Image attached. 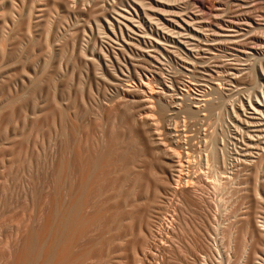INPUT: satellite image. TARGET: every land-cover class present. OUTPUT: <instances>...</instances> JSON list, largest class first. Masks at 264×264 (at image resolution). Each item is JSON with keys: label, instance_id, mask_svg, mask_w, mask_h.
<instances>
[{"label": "rangeland", "instance_id": "rangeland-1", "mask_svg": "<svg viewBox=\"0 0 264 264\" xmlns=\"http://www.w3.org/2000/svg\"><path fill=\"white\" fill-rule=\"evenodd\" d=\"M184 1L177 0L174 11L180 14L185 12L186 16L199 13L193 0ZM218 1L215 0V4L214 0L212 1L215 8L211 4L209 7L214 9L208 7L212 11L208 10L207 16L215 12H226L225 14L235 16L232 24L207 20L200 29L196 25L198 22L192 24L189 22V27L182 24L181 28L175 27L171 28L172 30L168 27L170 31L167 30L169 31L167 33L165 29L164 33L170 35L161 36V31L159 36L150 32V22L146 24L145 21L140 20L139 24H134L137 27L140 25V29L139 27L137 29L142 33L130 34V37L124 36L125 40L119 35L110 38L103 34L97 36V28L100 25H97L95 20L82 16L77 19L73 16L63 19L52 11L51 1H47L44 15L36 20L35 25L32 24L31 32H26L24 29L27 22L24 20L25 12H23L20 22L17 23L16 33L8 35V38L5 37L8 39L6 41L4 37H0V45H4V49H0V259L3 258L0 264H19L29 247H31L29 250L38 249L37 256L43 255L42 258L39 255L34 264H39L40 260V264L43 260L46 262L49 260L48 263L53 264V261L57 260L62 249L61 243L65 241L67 234L65 231H57L54 226H49L51 222L57 224L60 221L62 211L68 205L62 193L59 168L67 156L74 166L76 141L81 133L90 136V142L84 153L87 157H99L100 170L96 179L99 192L92 199L93 207L92 209L83 207L80 214L90 215L95 208L101 211L99 223L85 231L83 237L79 239L81 242L78 240L71 246L72 250L69 249L71 252L67 253L66 261L88 250L80 264H264V156H262L264 155L262 151L264 150V0H244L245 2L222 0V3L221 0ZM244 5L250 8L245 6L246 8L243 9ZM217 7L222 11H215L218 10ZM101 13L104 11L98 13L100 17H102ZM248 14L250 18L252 17L250 20H247ZM98 21H100L98 24L104 27L103 20L99 18ZM156 21H154L155 25L152 23L154 30L160 28L162 23L158 20L156 24ZM1 24L0 21V26ZM73 25L74 27L77 25V29L93 28L95 34L92 36L87 31V35L76 40L74 36L65 33L68 28H74ZM143 27L145 29H141ZM192 29L198 30L197 34H194ZM215 31L222 35H217ZM176 32L180 34L177 33L175 36ZM212 33H215V36ZM143 34H146V37ZM114 41L118 42V45ZM129 41L134 43L135 49ZM126 42L130 44L127 45ZM215 43L219 45H214ZM151 44L153 47L150 46ZM113 45L115 48L122 46L123 49L118 52ZM235 48L249 54L245 56ZM191 50L194 53H191ZM175 53L177 57L174 56ZM195 53H199V57L203 59V61L195 60L198 62L199 71L203 65L210 69L219 65L222 68H218L217 72L221 73L217 74L221 76L230 73L239 75V71L241 75L249 69L248 71L251 72L247 75L255 76L256 80L253 78L255 82L252 85L246 83L236 86L219 83L215 86L196 87L197 90L190 88L192 91L181 85H170L169 80L175 74L185 79V74L181 72L183 64L179 58L184 59L186 56L187 59H194ZM209 53L218 57L211 58L212 55ZM150 54L153 57H150ZM229 54H236V58ZM89 57L92 59L90 60ZM215 87H219L216 88L217 95L214 92ZM186 94L188 98L180 100L183 98L182 95ZM207 96L215 98L214 101L217 102L206 107V114L188 112L191 109L190 105L195 106L197 102L203 104L202 101L209 98ZM180 105L182 106L178 107ZM145 106L147 108L143 109ZM252 107L257 109V112ZM133 117L149 119L150 121H147L154 124L152 126L150 123V127H154L151 133L155 134V131L157 134H151L149 137L150 132L147 131L150 128L145 129V133L143 127L133 128ZM147 121L144 122L148 125ZM155 124H157L156 128L159 126V130L155 128ZM156 130L162 133L159 135ZM177 134L178 136L175 137ZM158 136L162 137L160 139L162 141ZM151 137H156L155 140L163 142V145L167 143L166 146L155 143V140L151 141ZM175 145L181 146L178 147L179 150ZM191 146L196 149L193 150ZM172 147H175L176 151ZM151 148L154 152L157 151L159 159ZM170 150L175 151L177 155L174 156L175 152L171 153ZM172 154L175 163L177 158L181 159L178 160L183 164V167L181 164L182 168L179 167L180 172L176 167L169 165L172 164V159L167 158ZM162 161L168 162V165L164 164L166 168L163 167ZM153 170H157L155 174ZM170 171L173 174L178 172L176 176L179 175V178L168 180L172 174ZM156 176L161 178H155ZM73 178L72 175V180ZM176 178L177 183H175ZM164 179L168 181L164 182ZM168 183L171 185L168 186ZM72 184L75 185L74 180ZM171 186L178 187L177 190L181 187L180 192L175 190V195L170 190ZM115 197L118 199L117 203L113 201ZM117 206L120 214L116 220H113ZM159 213L163 214L160 223L164 222L159 232H155L157 237L153 235L154 238H151L138 231L139 223L145 224L148 221L150 223V220L153 221V217ZM247 223L252 226V231L246 234L250 236L245 237L247 246L242 251L237 247L236 240ZM42 228L47 229L45 239L39 238ZM250 241L252 244H249ZM42 246H46V250ZM254 251L258 253L255 254L256 256L253 255ZM114 257H121L122 261L117 260V262Z\"/></svg>", "mask_w": 264, "mask_h": 264}, {"label": "bare ground", "instance_id": "bare-ground-1", "mask_svg": "<svg viewBox=\"0 0 264 264\" xmlns=\"http://www.w3.org/2000/svg\"><path fill=\"white\" fill-rule=\"evenodd\" d=\"M47 1H51V9H52V11L54 12V13H58V15H60L61 16V18H69V17H71V16H73V17H75L76 19L78 18V17H80V16H82V17H88V18H92L93 20H95L96 22H97V25H100L99 27L96 25V27H98L97 28V36L99 35L100 36V34H103V35H107V36H109V38H110V36H112V37H115V36H120L121 37V39L122 38H124V36H128V37H130V34H132V35H137L136 33L138 32V34L140 33H142V32H140V30H138L137 28L140 26V25H138V27L134 24V23H138V21L139 22H146V24H147V22L149 23H151L150 24V32L152 33V35L153 34H159V36H160V34H161V31H162V35L161 36H163V34H166V33H164V30L166 29V31L165 32H167V30H169V29H171V28H177V27H182L181 26V24L182 25H184V26H186V27H189L190 25H189V22H191L190 24H192V22H195V23H197L198 22V24H196L197 25V27L198 28H200V29H202L201 27L203 26V24L205 25V23H207V20H211V21H215V22H226V23H230V24H232L233 22V20L232 19H234L235 20V16L233 17V16H231V15H229V13H227V14H225L226 12H224V13H213V14H209V16H207V12H209L210 10H209V8H215V6L212 4L213 2V0L211 1V0H205V1H201V0H193V3H195L196 5H197V7H198V9H199V13L198 14H194V15H192V16H189V14L186 16V15H184V14H186L185 12H182V14H180L179 12H176V11H174V7L175 6H177V5H175L177 2V0H88V1H86V2H82L81 0L79 1V0H0V21H1V26H0V37H4V39H5V37H7L8 35H10V34H15L16 33V30H17V23L18 22H20V20H21V17H22V15H23V12H25L24 13V17H25V21L27 22L25 25H24V29H25V31L26 32H31V26H32V24L33 25H35L36 23V20L39 18V17H41V16H43L44 15V12H45V3L47 2ZM185 1H187L188 2V0H185ZM184 1V2H185ZM190 1V0H189ZM216 1H218V0H216ZM236 1H241V0H236ZM242 1H244V0H242ZM241 1V2H242ZM247 1V0H246ZM192 2V1H191ZM191 2H190V4H191ZM219 2V1H218ZM228 2H229V0H228ZM245 2V1H244ZM252 2V1H251ZM254 2V1H253ZM28 3V4H27ZM174 3V4H173ZM221 3H222V0H221ZM220 3V4H221ZM237 3V2H236ZM248 3H249V1H248ZM257 3V2H256ZM211 4H212V6L213 7H209V6H211ZM214 4H215V0H214ZM230 4V3H229ZM240 4V3H239ZM235 5V4H234ZM250 5V4H249ZM252 5V4H251ZM250 5V6H251ZM187 6V5H186ZM192 6H195V5H192ZM222 6V5H221ZM246 5H244V8L243 9H245L246 7H248V8H250L249 6H246ZM120 7H122V9L120 8ZM197 7H193V8H197ZM209 7V8H208ZM234 7V6H233ZM235 7H237V5H235ZM241 7H242V5H241ZM120 8V9H119ZM180 8V7H179ZM190 8V7H189ZM213 8V9H214ZM177 9V8H176ZM175 9V10H176ZM217 9L218 10H215V11H222V9L221 10H219V8L217 7ZM238 9H239V7H238ZM50 10V9H49ZM180 10H181V8H180ZM209 10V11H208ZM229 10V9H228ZM234 10V9H233ZM52 11H50V13L52 12ZM104 11V13H101L102 14V17H100V15H98V13H100V12H103ZM121 11V12H120ZM196 11H197V9H196ZM196 11H194V12H196ZM201 11V12H200ZM212 11V10H211ZM188 12V11H187ZM193 12V11H192ZM193 12V13H194ZM228 12H230V11H228ZM233 12V11H232ZM54 13H53V15H54ZM246 13H249V12H247L246 11ZM245 13V14H246ZM244 14V15H245ZM250 14V13H249ZM246 15V17H248V19L247 20H250L251 18L249 17L250 15ZM238 15H240V14H238ZM252 16V15H251ZM49 17V16H48ZM155 17H157V18H155ZM236 17H238L237 15H236ZM240 17V16H239ZM99 18H100V20L102 19L103 20V22H104V27H103V25H101V24H98V22L100 23V21H98L99 20ZM264 18V17H263ZM72 19V18H71ZM92 19H91V21H92ZM241 19V18H240ZM245 19V18H244ZM135 20H137V21H135ZM141 20V21H140ZM152 20H159V23H160V21L163 23H160L161 24V27H160V25H159V27L160 28H155V30L153 29L154 27L152 26V23L154 24V21H152ZM237 20H239L238 18H237ZM262 20V19H261ZM42 21V20H41ZM64 21V20H63ZM77 21V20H76ZM80 21V20H79ZM152 21V22H151ZM157 21H156V24H157ZM7 22V23H6ZM22 22V21H21ZM71 22H73L72 20H71ZM50 23V22H49ZM89 23V22H88ZM219 23L217 24V25H219ZM236 23V22H235ZM139 24V23H138ZM141 24V23H140ZM210 24V23H209ZM239 24V23H238ZM241 24V23H240ZM247 24V23H246ZM88 25V24H87ZM144 25V24H143ZM142 25V26H143ZM155 25V24H154ZM195 25V24H194ZM195 25V26H196ZM248 25V24H247ZM247 25H246V27H247ZM77 26V25H76ZM76 26L74 27V25H73V27L74 28H68L69 30H67V31H65V33H67L68 35H71V36H74L75 38H76V40H77V38H80V37H82V36H85V35H87L86 33H87V31L93 36L95 33H94V29L92 28H90V27H88V30L87 29H84V28H82V29H77L76 28ZM90 26V25H89ZM102 26V27H101ZM149 26V25H148ZM208 26V25H207ZM34 27V26H33ZM156 27H158V25L156 26ZM168 27H169V29H168ZM192 27H193V25H192ZM196 27V28H197ZM211 27V26H210ZM215 27V26H214ZM223 26H221V28H222ZM99 28H101V29H99ZM179 28V29H180ZM218 28H220V27H218ZM240 28V27H239ZM60 29V28H59ZM139 29H140V27H139ZM141 29H145L144 27L143 28H141ZM208 29H210L209 27H208ZM213 29V28H212ZM20 30V29H19ZM172 30V29H171ZM174 30V29H173ZM222 30V29H221ZM257 30V29H256ZM259 30V29H258ZM60 31V30H59ZM159 31H160V33H159ZM170 31V30H169ZM168 31V32H169ZM198 30H195V29H192V32L194 33V34H197L196 32H197ZM210 31V30H209ZM219 31V30H218ZM227 31V30H226ZM50 32V31H49ZM61 33H62V31H60ZM167 32V33H168ZM171 32H174V31H171ZM187 32V31H186ZM199 32H201V31H199ZM198 32V33H199ZM257 32V31H256ZM260 32V31H259ZM263 32V31H262ZM147 33V32H146ZM178 33V34H177ZM211 33V32H210ZM215 33H217L216 31H215ZM215 33H212V34H214V36H215ZM241 33V32H240ZM243 33V32H242ZM176 34L177 35H179L180 34V32H176L175 33V36H176ZM184 34V33H183ZM182 34V35H183ZM192 34V33H191ZM207 34H208V32H207ZM235 34V33H234ZM252 34V33H251ZM254 34V33H253ZM260 34V33H259ZM56 35V34H55ZM168 34H166V36H167ZM170 35V34H169ZM168 35V36H169ZM173 35V34H172ZM217 35H219V33H217ZM216 35V37H218ZM222 34H220L219 36H221ZM257 35V34H256ZM59 36V35H58ZM139 36V35H138ZM143 36H145L146 37V34H143ZM142 36V37H143ZM148 36L149 37H151V35H149L148 34ZM147 36V38L149 39V37ZM158 36V37H159ZM204 36V35H203ZM213 36V35H212ZM223 36L225 37V35L223 34ZM229 36H230V34H229ZM228 36V37H229ZM234 36V35H233ZM247 36V35H246ZM111 37V38H112ZM140 37H141V35H140ZM144 37V38H145ZM171 37H173V36H171ZM253 37V36H252ZM8 38V37H7ZM126 38V37H125ZM125 38H124V40H125ZM147 38H145V39H147ZM152 38H153V36H152ZM166 38H168V37H166ZM175 38H177V37H175ZM194 38V37H193ZM197 38V37H196ZM236 38V37H235ZM238 38V37H237ZM260 38V37H259ZM73 39V38H72ZM116 39H117V37H116ZM147 39V40H148ZM154 39V41L155 42H157L156 40H155V37L153 38ZM152 39V40H153ZM180 39V38H179ZM201 39V38H200ZM218 39V38H217ZM242 39V38H241ZM264 39V38H263ZM6 40H8V39H5V41ZM82 40H83V38H82ZM115 40V39H114ZM123 40V42L125 43V41ZM128 40H129V38H128ZM139 40V39H138ZM138 40H136V41H138ZM177 40H178V38H177ZM191 40H193V39H191ZM234 40V39H233ZM240 40V39H239ZM243 41H244V39H242ZM118 41V40H117ZM146 41V40H145ZM145 41H143L144 43H145ZM149 41V40H148ZM150 41H151V38H150ZM159 41V40H158ZM189 41V40H188ZM216 41V40H215ZM235 41V40H234ZM237 41V40H236ZM246 41V40H245ZM8 42V41H7ZM6 42V43H7ZM25 42V41H24ZM105 42V41H104ZM119 42V41H118ZM117 42V43H118ZM130 42V41H129ZM132 42H133V40H132ZM132 42H130V43H132ZM140 42V41H139ZM197 42H198V40H197ZM200 42V41H199ZM220 42V41H219ZM230 42V41H229ZM238 42V41H237ZM240 42V41H239ZM242 42V41H241ZM5 43V44H6ZM114 43H115V41H114ZM117 43H115L116 45H118ZM120 43V42H119ZM129 43V44H130ZM166 43H167V41H166ZM180 43H183V42H180ZM184 43H186V42H184ZM233 43H236V42H233ZM243 43V42H242ZM242 43H239L240 45H242ZM126 44L127 45H129L127 42H126ZM140 44V43H139ZM150 44V43H149ZM179 44V43H178ZM193 44V43H192ZM218 44V43H217ZM216 43L214 44V45H217ZM221 44V43H220ZM224 44H226V43H224ZM245 44V43H244ZM249 44V43H248ZM75 45V44H74ZM130 45H133L134 46V49H135V45H134V43H132V44H130ZM137 45V44H136ZM160 45V44H159ZM169 45V44H168ZM186 45V44H185ZM184 45V46H185ZM210 45V44H209ZM219 45V44H218ZM247 45V44H246ZM121 46V45H120ZM140 46V49H141V45H139ZM151 47H153V45L151 44L150 45ZM162 46V45H161ZM235 46V45H234ZM250 46V45H249ZM260 46V45H259ZM117 47V46H116ZM129 47V46H128ZM149 47V46H148ZM189 47V46H188ZM239 47V46H238ZM247 47V46H246ZM255 47V46H254ZM258 47V46H257ZM113 48H115V46L113 45ZM112 48V49H113ZM122 48V46L119 48V46H118V48H115V49H118V52H120V50H122L121 49ZM150 48V47H149ZM192 48V47H191ZM193 48H195V47H193ZM200 48V47H199ZM212 48V47H211ZM215 48V47H214ZM0 49H4V45H0ZM131 49V48H130ZM136 49H138V50H140L139 48H136ZM155 49V48H154ZM167 49V48H166ZM196 49V48H195ZM237 48H235V50H236ZM244 49V48H243ZM242 49V50H243ZM126 50V49H125ZM124 50V51H125ZM147 50V49H146ZM157 50V49H156ZM164 50H165V48H164ZM171 50V49H170ZM189 50H190V48H189ZM204 50V49H203ZM208 51H209V49H207ZM234 50V49H233ZM240 50V49H239ZM246 50V49H245ZM21 51V50H20ZM82 51V50H81ZM115 51V50H114ZM131 51H133V50H131ZM130 51V52H131ZM150 51H152L151 49H150ZM150 51H147V52H150ZM155 51V50H154ZM167 51V50H166ZM196 51V50H195ZM236 51H238V50H236ZM136 52V54H138V52L137 51H135ZM142 52V51H141ZM143 52H145L144 50H143ZM155 52H158V51H155ZM171 52V51H170ZM189 52V51H188ZM191 53H194V51H190ZM204 52H206V51H204ZM238 52H241V54H243V55H247V54H249V53H247V52H245V51H238ZM83 53V52H82ZM117 53V52H116ZM133 53V52H132ZM131 53V54H132ZM159 53V52H158ZM261 53V52H260ZM91 54H92V52H91ZM114 54V56H115V53H113ZM122 54V53H121ZM128 54L129 53H127V56H128ZM142 54V53H141ZM170 54V53H169ZM172 54H173V52H172ZM199 53H195L194 54V59L192 60L191 58H186V56H185V58L184 59H182V58H179L180 60H181V62H182V66H181V72L182 73H184L185 74V79L187 78V80H185V79H182V78H180V77H178V76H176V74H175V76H173V77H171V79L169 80V83H170V85H173V84H177V86L178 85H181L182 87H186L187 88V90H191L192 88H195L196 89V87H203V86H215V85H218L219 83H223V84H226V85H236V86H239V85H245L246 83H247V85H249L250 83H251V85L255 82V76H253V77H251V75L249 76V75H247L248 73H250L248 70H247V72H245V73H243V74H241L240 75V72L241 71H239V75H236L235 73H230V74H228V75H224V74H222V75H224V76H220V75H218L217 73L219 72H217V70H218V68H222V67H220L219 65V67L218 66H216V65H214V66H216L214 69H210V68H208L207 66H205V65H203L202 67H200V70L201 71H199V70H197V63L198 62H196L195 60H198V59H202L201 57H199V55H198ZM203 54H208V53H203ZM251 54V53H250ZM83 55H85V54H83ZM157 55V54H156ZM189 55V54H188ZM193 54H191V56H192ZM209 55H212V57L211 58H216V57H218V55H215V54H210L209 53ZM226 55V54H225ZM5 56V55H4ZM86 57H88L87 55H85ZM122 56H124V53H123V55ZM148 56H149V54H148ZM153 57V55H151L150 54V57ZM159 56H161V55H159ZM174 56H176V53L174 54ZM182 56V55H181ZM229 56H236V54H229ZM6 57V56H5ZM92 57H93V54H92ZM143 57V56H142ZM155 57V56H154ZM169 57V56H168ZM177 57V56H176ZM91 57H89V59H90ZM115 58H117V56H115ZM236 58V57H235ZM85 59H88V58H85ZM92 59V58H91ZM90 59V60H91ZM120 59V58H119ZM134 59V58H133ZM136 59V58H135ZM145 59V58H144ZM187 59V60H186ZM218 59V58H217ZM233 59V58H232ZM137 60H139V59H137ZM136 60V61H137ZM157 60V59H156ZM252 60V59H251ZM262 60V59H261ZM89 61V60H88ZM116 61V60H115ZM177 61V60H176ZM201 61H203V59L201 60ZM216 61V60H215ZM119 62V61H118ZM126 62V61H125ZM131 62V61H130ZM133 62H134V60H133ZM138 62V61H137ZM209 62V61H208ZM252 62V61H251ZM257 62H259V61H257ZM260 62H263V61H260ZM90 63H92V62H90ZM158 63H160L159 61H158ZM202 63H205V62H202ZM237 63V62H236ZM264 63V62H263ZM130 64H134V63H130ZM149 64V63H148ZM219 64V63H218ZM223 64V63H222ZM135 65H137V63H135ZM139 65V64H138ZM155 65V64H154ZM237 65V64H236ZM244 65V64H243ZM141 67H142V65H141ZM260 68H261V66H259ZM224 68V67H223ZM251 68V67H250ZM165 70V69H164ZM245 70V69H244ZM174 71V70H173ZM175 72V71H174ZM174 72H173V74H174ZM178 72H180L179 70H178ZM180 72V73H181ZM197 73H199V74H202V75H198ZM206 73V74H205ZM219 73H221V72H219ZM179 74V73H178ZM183 74V75H184ZM14 75V74H13ZM138 75V74H137ZM136 75V76H137ZM145 75V74H144ZM159 75V74H158ZM186 75H187V77H186ZM171 76V75H170ZM139 77V76H138ZM160 77V76H159ZM163 78V77H162ZM255 80H254V79ZM264 78V77H263ZM140 79V78H139ZM150 79V78H149ZM152 79V78H151ZM163 80V79H162ZM166 80H168V79H166ZM3 81V80H2ZM149 81V80H148ZM147 81V82H148ZM165 81V80H164ZM131 82V81H130ZM142 82L143 81H141V84H142ZM146 82V81H145ZM168 82V81H167ZM144 83V82H143ZM259 83V82H258ZM134 84V83H133ZM147 84V83H146ZM222 84V85H223ZM256 84V83H255ZM132 85V84H131ZM136 85V84H135ZM221 85V84H220ZM144 86H145V83H144ZM147 86H148V84H147ZM51 87V86H50ZM220 87V86H219ZM219 87H215V89H214V92H215V94H216V91H218V90H216V88H219ZM234 87V86H233ZM191 88V89H190ZM239 88V87H238ZM205 89V88H204ZM183 90H185V89H183ZM197 90V89H196ZM147 91H148V89H147ZM192 91V90H191ZM250 91V90H249ZM198 92H200V91H198ZM219 92H220V90H219ZM253 92H254V90H253ZM259 92V91H258ZM146 93V92H145ZM251 93V92H250ZM259 93H261V92H259ZM132 94H134V93H132ZM140 94V93H139ZM150 94V93H149ZM188 94V93H187ZM182 95V97L183 98H180V100H184L185 98H188L187 96L189 95ZM214 94V95H215ZM220 94H221V92H220ZM219 94V95H220ZM264 94V93H263ZM128 95V94H127ZM135 95V94H134ZM138 95V93H136V95L135 96H137ZM211 95V94H210ZM217 95V94H216ZM251 95V94H250ZM255 95V94H254ZM132 96V95H131ZM191 96V95H190ZM189 96V97H190ZM203 96V95H202ZM144 97V96H143ZM153 97V96H152ZM204 97V96H203ZM206 97V96H205ZM207 97H209V96H207ZM211 97V96H210ZM205 98L202 102H203V104L201 103V104H199L200 102H197L196 103V105L194 106H191L190 105V110L188 111V109H187V111L188 112H190V113H192V114H195V113H200V112H204L205 113V110L207 109L206 107H210V106H212V105H214L217 101L215 100L214 101V99H213V97L212 98ZM138 98V97H137ZM147 98V97H146ZM145 98V99H146ZM151 99V98H150ZM126 100V99H125ZM186 100H188V99H186ZM128 101V100H127ZM141 101H145L144 99L142 100L141 99ZM140 101V102H141ZM147 102H149L148 100H146ZM151 101V100H150ZM191 101V100H190ZM195 101V100H194ZM198 101V100H197ZM137 102V101H136ZM139 102V101H138ZM181 102H183V101H181ZM192 102V101H191ZM196 102V101H195ZM194 102V103H195ZM258 102V101H257ZM143 103V102H142ZM152 103V102H151ZM184 103V102H183ZM262 103V102H261ZM260 103V104H261ZM149 104V103H148ZM180 104V103H179ZM146 105V104H145ZM152 105V104H151ZM186 105L188 106V104L186 103ZM149 106V105H148ZM182 105H180V106H178V107H181ZM259 106V105H258ZM263 106V105H262ZM262 106H260V107H262ZM177 107V108H178ZM256 107H257V105H256ZM145 108H147L146 106L143 108V109H145ZM150 108V107H149ZM184 108V107H183ZM187 108V107H186ZM253 109H254V107H252ZM178 110H180V109H178ZM241 110V109H240ZM254 110H256L255 112H257V109H254ZM261 110V109H260ZM141 111V110H140ZM181 111V110H180ZM184 111H185V109H184ZM241 111H243V110H241ZM138 113H139V110L137 111ZM136 112V113H137ZM207 112V111H206ZM135 113V114H136ZM137 113V114H138ZM189 113V114H190ZM134 114V113H133ZM134 114V115H135ZM201 114V113H200ZM206 114V113H205ZM204 114V115H205ZM245 114V113H244ZM252 114V113H251ZM259 114V113H258ZM262 114V113H261ZM143 115V114H142ZM138 116H140V113H139V115ZM144 116V115H143ZM190 116H191V114H190ZM202 116H203V114H202ZM261 116V115H260ZM136 117V116H135ZM134 118V117H133ZM132 118V119H133ZM142 118H144V117H142ZM148 118V117H147ZM146 117H145V119H147ZM199 118H200V116H199ZM204 119H205V116L203 117ZM202 118V119H203ZM207 118V117H206ZM249 118V117H248ZM150 119H153V118H150ZM203 119V120H204ZM141 120H143V119H140V117L139 118H134L133 119V121H134V123H133V128H137V126L138 127H143L144 128V130L146 129L147 130V128H150L148 131H147V133L148 132H150L149 133V137H150V135L151 134H153V133H151V129H152V131H153V129H154V127L153 128H151L150 126H151V124L150 123H152V122H150L149 123V119H147V120H149V121H147V120H143V121H141ZM207 120V119H206ZM64 121V120H63ZM144 121H147L149 124L147 125V123L146 122H144ZM83 122V121H82ZM87 124V123H86ZM248 124V123H247ZM255 124V123H254ZM81 125V124H80ZM169 125V124H168ZM152 126H154V124L152 123ZM156 126H157V124H155V128H156ZM177 125H175V127H176ZM79 127V126H78ZM175 127H173V128H175ZM74 128V127H73ZM77 128V127H76ZM130 128V127H129ZM159 128V126L156 128V129H158ZM172 128V129H173ZM165 129V128H164ZM169 129V128H168ZM171 129V128H170ZM175 129H177V128H175ZM75 130V129H74ZM83 130V129H82ZM85 130V129H84ZM146 130L145 131H143L144 133L146 132ZM159 130V129H158ZM158 130H156V131H158ZM165 131H166V129H165ZM164 131V133H167V132H165ZM171 131V130H170ZM103 132V131H102ZM159 133V135L162 133L161 131H158ZM176 132V131H175ZM75 133H77L76 132V130H75ZM81 133V132H80ZM132 133V132H131ZM154 133L155 134H157L155 131H154ZM171 133V132H170ZM69 134V133H68ZM67 134V135H68ZM105 134V133H104ZM155 134H153V135H155ZM175 134V133H174ZM182 134V133H181ZM148 135V134H147ZM164 135H166V134H164ZM170 135H172V134H170ZM180 135V134H179ZM70 136V135H69ZM77 136V135H76ZM98 136V135H97ZM129 136H130V134H129ZM167 136V135H166ZM178 136V134L177 135H175V137H177ZM193 136V135H192ZM256 136V135H255ZM260 136V135H259ZM134 137H136V136H134ZM149 137L147 136V139L149 140ZM181 137H183V136H181ZM191 137V136H190ZM66 138V137H65ZM68 138V137H67ZM78 139H77V141H76V143H77V147H76V151H75V163H74V166H72L71 165V163H70V160H69V158H68V156H67V154H66V159L64 158V161L60 164V168H59V171H60V173H61V177H62V193H63V197H64V200L66 201H68V205L63 209V211H62V214H61V219H60V221L56 224H54V223H50V226L49 227H51V226H54V229H56L57 231H65L66 233L65 234H67V237H66V239H65V241L63 242V243H61L62 244V249H61V251L59 252V254H58V258H57V260L54 262L53 261V264H80V261H81V259L83 260L84 259V256L86 255V253H87V251L88 250H84L83 252H81L79 255H77V256H74L71 260H69V261H66V256H67V253L69 252H71L70 250H72V249H70L71 248V246L73 245V244H75L79 239H81L82 237H83V235H84V233H85V231L87 230V229H89L90 227H92V226H95V225H97L98 223H99V219H100V211L98 210V209H93V211H92V213L90 214V215H85V216H82L81 214H80V212H81V209L84 207V208H88V209H92V207H93V202H92V199L94 198V197H96L97 195H98V192H99V190H98V186H97V177H98V171L100 170V164H99V157H97V156H89V157H87L86 156V153H84V149L86 148V146L89 144V142H90V136L88 135V134H84V133H81V135L79 134V136L77 137ZM92 138V137H91ZM155 138L156 137H151L150 138V140L151 141H154L155 140ZM158 138H159V136H158ZM162 137H160L159 138V140L161 139ZM194 138V137H193ZM259 138V137H258ZM69 139V138H68ZM67 139V140H68ZM102 139V138H101ZM132 139V138H131ZM157 139V138H156ZM192 139V138H191ZM178 140V139H177ZM176 140V141H177ZM190 140V139H189ZM69 141H70V139H69ZM115 141V140H114ZM137 141V140H136ZM156 141V140H155ZM160 141H162V140H160ZM175 141V142H176ZM179 141V140H178ZM177 141V142H178ZM181 141V140H180ZM183 141V140H182ZM181 141V142H182ZM256 141V140H255ZM254 141V142H255ZM159 141L157 140L155 143H157V144H162L163 142H159ZM191 142V141H190ZM263 142V141H262ZM70 143V142H69ZM108 143V142H107ZM137 143V142H136ZM154 143V142H153ZM189 143V142H188ZM192 143V142H191ZM264 143V142H263ZM93 144V143H92ZM134 144V143H133ZM167 144V143H166ZM166 144L165 145H163L162 144V146H166ZM172 144H173V142H172ZM175 144V143H174ZM179 144V143H178ZM183 144V143H182ZM181 144V145H182ZM190 144V143H189ZM61 145H63V144H61ZM76 145V144H75ZM115 145V144H114ZM132 145V144H131ZM135 145V144H134ZM142 145V144H141ZM158 145V146H159ZM190 145H193V144H190ZM66 146V145H65ZM93 146H94V144H93ZM98 146V145H97ZM155 146H157L156 144H155ZM154 146V147H155ZM175 146H177V145H175ZM180 145H178L177 146V148L179 147ZM102 147H104V145H102ZM142 147V146H141ZM144 147V146H143ZM152 147V146H151ZM160 147V146H159ZM168 147V146H167ZM167 147H165L166 149H167V151H168V148ZM181 147V146H180ZM179 147V148H180ZM182 147H184L183 145H182ZM192 147V146H191ZM190 147V148H191ZM195 147H197V146H195ZM251 147V146H250ZM62 148V147H61ZM68 148H69V146H68ZM73 148H74V146H73ZM162 148V147H161ZM160 148V149H161ZM173 148V147H172ZM175 148V147H174ZM173 148V149H174ZM179 148H178V150H179ZM194 147H192V149H193ZM248 148V147H247ZM255 148V147H254ZM135 149V148H134ZM145 149H146V147H145ZM155 149V148H154ZM164 148H162V151H164L163 150ZM171 149V148H170ZM191 149V150H192ZM196 149V148H195ZM195 149H193V150H195ZM258 149H259V147H258ZM257 149V150H258ZM91 150V149H90ZM142 150V149H141ZM151 150H152V148H151ZM175 151H176V149H174ZM190 150V151H191ZM135 151H137L136 149H135ZM146 151V150H145ZM153 151V150H152ZM166 150H165V153L167 152ZM171 151V150H170ZM170 151H169V153H170ZM175 151H171V153H173V152H175ZM261 151V150H260ZM263 152H264V150H262ZM69 151H67V153H68ZM73 152V151H72ZM91 152V151H90ZM112 152V151H111ZM132 152V151H131ZM150 152V151H149ZM154 152V151H153ZM153 152H151V154L153 153ZM179 152V151H178ZM94 153V152H93ZM141 153V152H140ZM156 155V158L157 159H159L157 156V151L156 152H154ZM164 153V152H163ZM164 153V154H165ZM169 153H168V155H169ZM188 153V152H187ZM261 153V152H260ZM259 153V154H260ZM100 154V153H99ZM137 154V153H136ZM160 154V153H159ZM161 154H162V152H161ZM160 154V155H161ZM163 154V155H164ZM174 154V156H175V154L177 155V153L175 152V153H173ZM173 154H172V158L170 157V158H167V159H172V164L170 163L169 165H170V167H176L177 169V171L178 172H180V170H181V168L183 167V164H182V162L180 163L179 161H181V159L180 158H177L178 160H176L177 162L175 163V160H173L174 158H173ZM178 154H180V153H178ZM202 154V153H201ZM257 154V153H256ZM263 154V153H262ZM262 154H260V155H262ZM61 155V154H60ZM62 155H63V152H62ZM91 155H92V153H91ZM109 155V154H108ZM154 155V154H153ZM163 155H162V157H163ZM171 155V154H170ZM181 155V154H180ZM183 155H185V154H183ZM258 155V154H257ZM72 156V155H71ZM142 156H144V155H142ZM146 156V155H145ZM164 156H166V155H164ZM259 156V155H258ZM262 156H264V155H262ZM127 157V156H126ZM125 157V158H126ZM148 157V156H147ZM180 157V156H179ZM182 157V156H181ZM207 157V156H206ZM257 157V156H256ZM135 158V157H134ZM133 158V159H134ZM150 158V157H149ZM153 158H154V156H153ZM152 158V159H153ZM185 158V157H184ZM187 158V157H186ZM62 159V158H61ZM176 159V158H175ZM139 160H143L144 161V159H139ZM145 160H147V159H145ZM155 160V159H154ZM161 160V159H160ZM183 160V159H182ZM262 160V159H261ZM142 161V162H143ZM156 162H157V160H155ZM163 161H165V160H163ZM162 161V163H163V167H165V165L164 164H166L167 163V165H168V162H163ZM184 161H186V160H184ZM251 161V160H250ZM243 162H245V161H243ZM111 163V162H110ZM158 163H159V161H158ZM247 163V162H246ZM263 163V162H262ZM141 164V163H140ZM157 164V163H156ZM181 164H182V167H181ZM141 165H143V164H141ZM162 165V164H161ZM166 165V166H167ZM190 165V164H189ZM148 166V165H147ZM154 166V165H153ZM132 167H133V165H132ZM168 167V166H167ZM179 167H181V168H179ZM185 167V166H184ZM134 168H135V166H134ZM150 168V167H149ZM148 168V169H149ZM166 168V167H165ZM108 169V168H107ZM144 169H145V167H144ZM159 169H160V167H159ZM163 169V168H162ZM169 169V168H168ZM180 169V170H179ZM164 170V169H163ZM175 169L173 168V171H174ZM134 171V170H133ZM139 171H141V170H139ZM151 171H152V169H151ZM154 171V170H153ZM155 171H157V170H155ZM155 171H154V174H155ZM162 171V170H161ZM123 172V171H122ZM131 172H132V170H131ZM177 172V173H178ZM145 173V172H144ZM153 173V172H152ZM170 173H172L171 171H170ZM176 173V174H177ZM147 174V173H146ZM149 174V173H148ZM158 174V173H157ZM162 174H164V172H162ZM161 174V175H162ZM176 174L174 173H172L171 175H170V178H168V180L170 179H172V181H173V178H175V177H177L176 176ZM72 175H73V180H74V182H75V187L73 186V184H72ZM96 175V176H95ZM117 175V174H116ZM151 175V174H150ZM159 175V174H158ZM165 175V174H164ZM175 175V176H174ZM181 175V174H180ZM112 176V175H111ZM124 176V175H123ZM134 176V175H133ZM152 176V175H151ZM155 176V175H154ZM166 176V175H165ZM165 176H162V177H164L165 178ZM187 176V175H186ZM104 177V176H103ZM119 177V176H118ZM131 177V176H130ZM136 177H138V176H136ZM181 177H184V176H181ZM187 177H189V176H187ZM186 177V178H187ZM155 178H158V179H160L161 177L160 176H156ZM177 178H179V175H178V177ZM177 178L175 179V183H177ZM106 179V178H105ZM183 180H184V178H182ZM192 179V178H191ZM125 180V179H124ZM152 180V179H151ZM157 180V179H156ZM155 180V181H156ZM167 180V181H168ZM178 180H181V179H178ZM182 180V181H183ZM190 180V179H189ZM257 180V179H256ZM59 181V180H58ZM100 181V180H99ZM142 181H143V179H142ZM145 181V180H144ZM160 181V180H159ZM163 181V179H161V182ZM167 181H165V179H164V182H167ZM181 181V182H182ZM196 181V180H195ZM259 181V180H258ZM137 182V181H136ZM153 182H154V180H153ZM161 182H159L160 184H161ZM180 182V183H181ZM262 182V181H261ZM58 183H60V182H58ZM146 183V182H145ZM155 183V182H154ZM156 183H158L157 181H156ZM180 183H178V184H180ZM186 183V182H185ZM189 183V182H188ZM107 184V183H106ZM109 184V183H108ZM122 184V183H121ZM147 184H148V182H147ZM150 184V183H149ZM164 184V183H163ZM169 184V185H168ZM167 185L168 186H170L171 184L170 183H168ZM60 185V184H59ZM177 185V184H176ZM190 185H191V183H190ZM56 186V185H55ZM122 186V185H121ZM149 186H151V185H149ZM160 186H162V185H160ZM166 186V185H165ZM164 186V187H165ZM175 186V185H174ZM173 186V187H174ZM180 186V185H179ZM103 187V186H102ZM101 187V188H102ZM164 187H163V189H164ZM172 186H171V189L170 190H172V192H174L175 190L176 191H178L176 188H178V187H174L173 188ZM56 188H57V186H56ZM117 188V187H116ZM140 188V187H139ZM144 188V187H143ZM194 188V187H193ZM183 189V188H182ZM190 189V188H189ZM119 190V189H118ZM125 190V189H124ZM138 190V189H137ZM154 190H156V187L154 188ZM220 190V189H219ZM58 191V190H57ZM56 191V192H57ZM179 192H180V190H179ZM178 192V193H179ZM184 192V191H183ZM160 193H162V192H160ZM159 193V194H160ZM169 193H170V191H169ZM176 192H174V194H175ZM194 193V192H193ZM166 194V193H165ZM173 194V193H172ZM171 194V195H172ZM173 194V195H174ZM138 195V194H137ZM144 195V194H143ZM156 195V194H155ZM176 195V194H175ZM135 196V195H134ZM157 196V195H156ZM57 197V196H56ZM61 197V196H60ZM259 197V196H258ZM62 198V197H61ZM137 199V198H136ZM155 199V198H154ZM65 201H64V204H66L65 203ZM66 201V202H67ZM113 201L115 202V203H117L118 202V199L115 197L114 199H113ZM48 204V203H47ZM64 204H63V206H64ZM128 204V203H127ZM159 204H161V203H159ZM59 205V204H58ZM138 206V205H137ZM143 206V205H142ZM163 206V205H162ZM57 207H59V206H57ZM133 207L134 206H132V209H133ZM165 208V207H164ZM139 210H141V209H139ZM59 211V209L57 210V212ZM84 211V210H83ZM131 211V210H130ZM137 211V210H136ZM159 211H161V210H159ZM88 212V211H87ZM113 212V211H112ZM61 213V212H60ZM60 213H58V214H60ZM125 213V212H124ZM156 213H158V212H156ZM163 213V212H162ZM162 213H159L157 216H155V217H153L154 219H153V221L152 220H150L151 222L149 223V221L148 222H145V224L144 223H139V226H138V231H140V232H143L142 234H146L147 236H150L151 238L153 237V235H155V237H157L156 236V231H157V233L159 232V228H160V226L163 224V222L162 223H160V220H161V218L163 217L162 215ZM58 214H57V216H58ZM119 214H120V209H119V206H117L116 208H115V210H114V213H113V220H116L117 219V217L119 216ZM155 214V213H154ZM49 215V214H48ZM148 215H150V214H148ZM153 215V214H152ZM151 215V216H152ZM133 216V215H132ZM142 218H143V216H142ZM57 219H58V217H57ZM133 219H134V217H133ZM140 219V218H139ZM148 219V218H147ZM245 219H246V217H245ZM135 220V219H134ZM143 220V219H142ZM149 220V219H148ZM136 222V221H135ZM243 222H244V219H243ZM247 222V221H246ZM134 223V222H133ZM115 224V223H114ZM122 224H123V222H122ZM136 224V223H135ZM134 225V224H133ZM122 226V225H121ZM44 227V226H43ZM131 227V226H130ZM129 227V228H130ZM164 227V226H163ZM163 227H162V230H163ZM251 227L252 226H250L248 223L247 224H245L244 225V227H243V230H242V233H241V235H239V237L237 238V240H236V243H237V247L240 249V250H242V251H244L245 250V248H246V246H247V244H246V240L247 239H245V237L247 238V236H250V235H247L246 236V234H249L250 233V230L252 231V229H251ZM255 227H257V226H255ZM46 228V227H45ZM132 228V227H131ZM153 228H155V229H153ZM43 229V231H41V233H40V236H39V238L40 239H43L44 237H45V234H46V231H47V229H44V228H42ZM102 229V228H101ZM165 229V228H164ZM168 229V228H167ZM161 230V229H160ZM257 230H259L258 229V227H257ZM261 231V230H260ZM88 232V231H87ZM165 232V231H164ZM33 233V232H32ZM155 233V234H154ZM35 234H36V232H35ZM254 234V233H253ZM33 234H31V236H32ZM50 235V234H49ZM158 235V234H157ZM264 235V234H263ZM36 236V235H35ZM145 236V235H144ZM64 237V236H63ZM63 237H62V239H63ZM85 237V236H84ZM89 237V236H88ZM236 237V236H235ZM234 237V238H235ZM30 238H32V237H30ZM37 238V237H36ZM148 238V237H147ZM154 238V237H153ZM45 239V238H44ZM58 239V238H57ZM61 239V240H62ZM159 239V238H158ZM84 240V239H83ZM36 241V240H35ZM80 241V240H79ZM159 241V240H158ZM48 242H49V240H48ZM81 242V241H80ZM82 242H84V241H82ZM37 243V242H36ZM47 243V242H46ZM257 243V242H256ZM31 244V243H30ZM38 244H39V241H38ZM37 244V245H38ZM45 244V243H44ZM53 244H54V242H53ZM79 244V243H78ZM163 244V243H162ZM249 244H252L251 243V241H250V243ZM37 245H36V247H37ZM77 245V244H76ZM83 245V244H82ZM26 246H28V245H26ZM46 246H47V244H46ZM45 246V247H46ZM81 246V245H80ZM42 247H44V246H42ZM45 247L43 248V249H45ZM77 247V246H76ZM249 247V246H248ZM260 247V246H259ZM29 248H31V247H29ZM29 248L26 250V254L24 255V257L22 258V261L21 262H19V264H34L35 262H36V260H37V257L40 255L41 256V254H39L38 256H37V252L36 251H38V249L37 250H33V249H30L29 250ZM35 248V247H34ZM59 248V247H58ZM250 248V247H249ZM248 248V249H249ZM42 249V250H43ZM70 249V250H69ZM46 250V249H45ZM44 250V251H45ZM59 250V249H58ZM76 250V249H75ZM82 250H83V248H82ZM247 250V249H246ZM25 252V251H24ZM179 252V251H178ZM181 252V251H180ZM251 252V251H250ZM42 254H43V252H42ZM56 254V255H57ZM113 254V253H112ZM255 254H258V253H256V251H254L253 252V255H255ZM53 255V254H52ZM118 255V254H117ZM43 256V255H42ZM42 256L40 257V258H42ZM50 257H51V255H49ZM71 256H73V255H71ZM91 256V255H90ZM119 256V255H118ZM256 256V255H255ZM87 257H89V256H87ZM254 257V256H253ZM114 258H116L115 260L117 261V260H119V262H121L122 261V258L121 257H114ZM3 258H1L0 259V261L2 260ZM89 259V258H88ZM43 260V259H42ZM94 260V259H93ZM97 260V259H96ZM124 260V259H123ZM250 260H252V259H250ZM41 261V260H40ZM40 261L38 262L39 264H40ZM86 262L88 261V260H85ZM84 261V262H85ZM3 262V261H2ZM49 262V260L46 262V260H43L42 262H41V264H50V263H48ZM85 262V263H86ZM118 262V261H117ZM127 262V261H126ZM82 264V263H81Z\"/></svg>", "mask_w": 264, "mask_h": 264}]
</instances>
